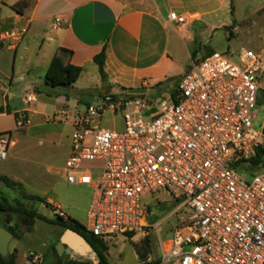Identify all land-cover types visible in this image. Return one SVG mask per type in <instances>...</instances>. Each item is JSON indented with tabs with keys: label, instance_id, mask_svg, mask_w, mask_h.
Wrapping results in <instances>:
<instances>
[{
	"label": "built area",
	"instance_id": "built-area-1",
	"mask_svg": "<svg viewBox=\"0 0 264 264\" xmlns=\"http://www.w3.org/2000/svg\"><path fill=\"white\" fill-rule=\"evenodd\" d=\"M168 19L188 22L176 14ZM237 60L212 52L193 61L167 99L106 97L75 114L50 117L73 129L63 177L91 191L81 224L88 233L102 239L147 236L143 200L164 191L189 216L174 239L161 241L159 264H264V171L244 177L237 170L264 147V122L258 128L263 63L247 51ZM105 113H121L122 132L102 127ZM31 125L28 113H20L16 128ZM11 148L10 134H0V160L8 159ZM54 214L69 219L60 207ZM31 256L33 263L42 260Z\"/></svg>",
	"mask_w": 264,
	"mask_h": 264
},
{
	"label": "crops",
	"instance_id": "crops-1",
	"mask_svg": "<svg viewBox=\"0 0 264 264\" xmlns=\"http://www.w3.org/2000/svg\"><path fill=\"white\" fill-rule=\"evenodd\" d=\"M22 2L28 6L19 13ZM235 2L232 14V0H0V134L11 136L9 157L24 163L36 134L60 144V134L48 121L68 111V99L63 91L48 90L44 82L60 49L72 52L65 63L83 69L76 86L88 69L98 68L95 57L104 50L107 85H123L128 91L180 81L192 62L200 60L199 53L202 59L213 52L207 46L203 51V39L230 30ZM171 14L186 17L187 24L170 22ZM109 91L102 96L112 97ZM29 95L35 98L31 103L26 101ZM18 100L21 103L12 107ZM58 104L62 108L49 114L48 108ZM77 110L83 111L80 102ZM22 112L28 113L32 125L19 130L17 116ZM70 147L71 142L69 154ZM7 171L0 170V178L22 182L17 169ZM1 189L10 188L0 181ZM63 247L67 253L70 245L63 242Z\"/></svg>",
	"mask_w": 264,
	"mask_h": 264
},
{
	"label": "rangeland",
	"instance_id": "rangeland-1",
	"mask_svg": "<svg viewBox=\"0 0 264 264\" xmlns=\"http://www.w3.org/2000/svg\"><path fill=\"white\" fill-rule=\"evenodd\" d=\"M230 25V30H220L214 35L210 34L209 37L204 38L203 51L204 46H207V50L211 49L213 52L228 54L234 62H238L237 59L241 53L247 51L260 58L264 71V0H236L235 16L230 21ZM231 33L233 37H231ZM201 57L202 53H199L197 58L201 59ZM93 69L94 71L88 69L78 86L76 84L73 86L74 89L68 99L69 107L65 108L72 114L77 112L78 102H80L83 110L96 100L102 102L104 99L102 93L106 90H110L111 96L115 99L130 98L123 85H107L98 72V68L94 67ZM189 70L190 67L186 69L183 76ZM36 75L38 76V72ZM173 80L166 81L161 86L156 85L147 88L148 92L143 97L150 100L169 98L180 82L178 79ZM77 87L87 89L81 98L72 95V93L77 92ZM47 89L50 88L47 87ZM259 100L261 101V113L258 128L264 122V74L261 78ZM60 108L62 106L58 104L49 107L48 112L53 115ZM48 123L53 124L52 128L60 134V144L52 145L45 137L36 134L28 146L29 152L24 155V163L11 157L5 161L0 160V170H8L7 172H9L10 169H17L19 178L22 180V182H17L20 186L15 189H1L0 197L7 198L14 205L22 204L29 210L37 211L44 218L37 219L32 230L27 231L19 215H12L8 222L7 215L0 214V224H7L12 227L15 223L19 225L18 233L20 236L11 241L9 251L10 253L17 251V264H61L73 258L85 257H87L86 260L99 261L96 253H88L80 257L74 252L72 254L64 252L60 257L57 252L58 245L61 240H64L68 229L59 224V219L54 214L55 207H60L68 218L85 224L92 195L89 189L68 185L63 177V169L69 155L72 127L67 123L51 121ZM102 127L122 132L124 126L121 113L116 116L105 113ZM41 141H43L42 145H40ZM255 171L258 170L255 169ZM241 175L245 177V171H242ZM11 180L13 181L12 178ZM28 196L46 199L51 206L48 207L42 203L31 201ZM180 203V200H175L173 196L164 191L145 197L143 204L146 209L147 224L150 226L149 234L134 238L123 235L107 238L108 251L106 257L109 264H147L160 261L163 257L161 241L166 243L174 239L176 229H180L189 216L183 207H179ZM156 225L161 229L160 235L155 229ZM147 239L149 245L145 243ZM80 248L85 249L83 246ZM31 253L41 256L42 260L39 263H33L34 257L31 256Z\"/></svg>",
	"mask_w": 264,
	"mask_h": 264
},
{
	"label": "trees",
	"instance_id": "trees-1",
	"mask_svg": "<svg viewBox=\"0 0 264 264\" xmlns=\"http://www.w3.org/2000/svg\"><path fill=\"white\" fill-rule=\"evenodd\" d=\"M233 2L234 0H232V6H231L232 14L234 12ZM27 6H28L27 2H22L17 7V11L19 13H22ZM231 37H233L232 33H231ZM66 54L72 55V52L65 49H60L58 53L54 56L46 72L44 82L45 85L48 88H50L48 90L63 91L65 92L66 98L69 99L70 94L74 89L73 86L80 79L83 69L73 64L65 63L64 57L66 56ZM105 61H106V53L104 50L100 55L95 57V63L98 65L99 72L103 80H105L106 78ZM161 85L162 84H159L158 86ZM72 95L81 98V96L84 95V92L81 91L74 92L72 93ZM129 97L132 98L134 96L129 95ZM2 111L3 110L0 109V112ZM8 111H11V108H8ZM255 169H257L258 171H255ZM237 170L240 174L242 171H245L246 173L245 177H252L257 173L264 171V147L258 148L255 151L253 157H251L249 160H244L240 162L238 164ZM0 181H2L10 189H15L16 187L20 186L18 183L12 181L7 177H1ZM28 199L34 202L42 203L48 207L51 206L46 199H43L38 196H28ZM0 214H6L8 222L10 221L9 219L12 217V215L15 214L19 215L20 220L23 223V225L26 227L27 231L32 230L37 219H44L38 214L37 211L29 210L25 208L24 205L22 204L14 205L5 197H0ZM58 219H59V224L63 228L68 230H73L79 233L80 235H82L87 240V242L93 247L95 253L99 257L98 264H109L106 257V252L108 251L106 245V241H107L106 239L98 238L91 235L86 231L83 225H81L78 221L72 218H69L68 220H64L58 217ZM0 227H4L8 231H10L14 235V238H18L20 236L18 233V227H19L18 223H15L13 227L7 224L4 225L0 224ZM126 236H128L129 238L135 237V235L133 234H128ZM145 243L149 245L148 239L145 240ZM17 257H18L17 251L10 253L8 258H4L3 256L0 255V264H17ZM71 263L72 261L69 260L61 264H71ZM87 264H91V263H87ZM147 264H159V261H155Z\"/></svg>",
	"mask_w": 264,
	"mask_h": 264
},
{
	"label": "water",
	"instance_id": "water-1",
	"mask_svg": "<svg viewBox=\"0 0 264 264\" xmlns=\"http://www.w3.org/2000/svg\"><path fill=\"white\" fill-rule=\"evenodd\" d=\"M127 92H128V95H131V96H141V95H145L148 92V89L147 88H131V89H128ZM20 103H21V101L18 100L12 104V107L16 108ZM65 238L79 241L82 244H84L87 248V252L82 253V252H79L75 248L70 246L68 248L67 254H72L74 252V253H76V255L82 257V256L87 255L88 253H95L93 247L79 233H77L73 230H68L65 237H64L63 242H66ZM13 239H14V235L10 231H8L4 227H0V255L3 256L4 258H8L10 255L9 246H10V243ZM63 242H60L58 245V248H57V251H58L60 256H62L64 254V251H65V249L63 247Z\"/></svg>",
	"mask_w": 264,
	"mask_h": 264
},
{
	"label": "bare ground",
	"instance_id": "bare-ground-1",
	"mask_svg": "<svg viewBox=\"0 0 264 264\" xmlns=\"http://www.w3.org/2000/svg\"><path fill=\"white\" fill-rule=\"evenodd\" d=\"M65 241L68 244H70L71 247L75 248L77 251L82 252V253L87 252L86 246L84 244H82L81 242L73 240V239H68V238H65ZM80 246L81 247L83 246L85 249L83 250L82 248H80Z\"/></svg>",
	"mask_w": 264,
	"mask_h": 264
}]
</instances>
